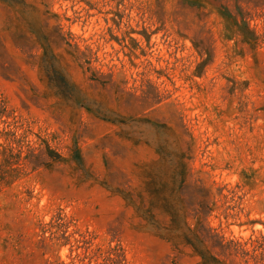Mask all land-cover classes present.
I'll use <instances>...</instances> for the list:
<instances>
[{
  "label": "rangeland",
  "instance_id": "obj_1",
  "mask_svg": "<svg viewBox=\"0 0 264 264\" xmlns=\"http://www.w3.org/2000/svg\"><path fill=\"white\" fill-rule=\"evenodd\" d=\"M159 181L264 264V0H0V264H202Z\"/></svg>",
  "mask_w": 264,
  "mask_h": 264
},
{
  "label": "trees",
  "instance_id": "obj_2",
  "mask_svg": "<svg viewBox=\"0 0 264 264\" xmlns=\"http://www.w3.org/2000/svg\"><path fill=\"white\" fill-rule=\"evenodd\" d=\"M175 182L176 181L172 184L176 185ZM155 184L157 186H154L153 192L151 190L149 193L150 195L157 194L161 197L162 201L165 202V208L171 216L172 227L169 228V233L173 239L177 242L189 245L194 250V253L201 259L202 264H226L219 259L217 255L209 252L208 249L205 248L201 231H199V228L202 227L201 221L197 218L198 221L195 227H191L187 221H183L182 215L184 206L176 192L174 190L167 192L168 190H165L163 187L164 182L159 181V183L157 182Z\"/></svg>",
  "mask_w": 264,
  "mask_h": 264
}]
</instances>
